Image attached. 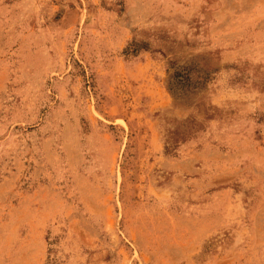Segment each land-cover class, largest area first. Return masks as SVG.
Listing matches in <instances>:
<instances>
[{
    "label": "rangeland",
    "instance_id": "rangeland-1",
    "mask_svg": "<svg viewBox=\"0 0 264 264\" xmlns=\"http://www.w3.org/2000/svg\"><path fill=\"white\" fill-rule=\"evenodd\" d=\"M0 264H264V0H0Z\"/></svg>",
    "mask_w": 264,
    "mask_h": 264
}]
</instances>
